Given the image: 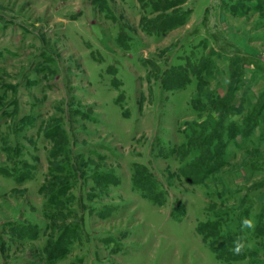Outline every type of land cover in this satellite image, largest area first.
<instances>
[{
	"label": "rangeland",
	"instance_id": "1",
	"mask_svg": "<svg viewBox=\"0 0 264 264\" xmlns=\"http://www.w3.org/2000/svg\"><path fill=\"white\" fill-rule=\"evenodd\" d=\"M228 1L0 0V264H264V21Z\"/></svg>",
	"mask_w": 264,
	"mask_h": 264
},
{
	"label": "trees",
	"instance_id": "2",
	"mask_svg": "<svg viewBox=\"0 0 264 264\" xmlns=\"http://www.w3.org/2000/svg\"><path fill=\"white\" fill-rule=\"evenodd\" d=\"M255 1L257 3H255ZM187 2H188V0H185V4ZM223 7L236 17H239L240 15L245 16L248 14V11L253 9V11H256L259 14H261L262 19L264 20V0H242L240 3H237L236 0H229L227 3L223 4ZM188 11L189 12H187V13L190 15L192 12V9H189ZM187 13L186 12L184 13L183 20L180 17L175 16V14L173 15V17H171L169 19L165 18L166 21H161L158 24V26L155 28V31L163 30L166 33V32H169V31H172V30H175V29H178L180 27L187 25L188 20H189L188 19L189 16ZM147 25H148L147 23H145L143 25L144 32L150 31V29H148ZM227 102H229V101H227ZM221 116H220V118H221ZM230 128H232V130ZM230 128L228 129V139L225 140L224 144H222V139H224L222 134L218 137L214 136L213 133L216 131H210V132L206 133V135L204 137L205 138L204 141H200V139H195L196 144H194V145H195V147H197L199 149L201 155L198 158V160L194 162L196 169L191 172L192 176L191 177L186 176V177H188L190 180H191V178H194L195 180H197L200 176L201 177L202 176L207 177L208 175H211L213 172L218 171L219 169L222 168V163L224 162L223 161L224 148H225V146L227 148L229 141L231 139H233L234 132H233V134H231V131H233V127H230ZM215 129H218V128H215ZM214 140L219 141L220 148H223V151L220 148L212 150V147H213L212 141H214ZM187 151H190V149H187ZM210 151H211V153H210ZM184 169H189V168L186 166V168H184ZM184 174L186 175V173H184ZM65 186L67 187L68 185L65 184ZM234 240H236V239L234 238L231 240L232 243ZM230 248L233 250L234 245L233 246L231 245ZM238 255H241V253ZM234 258H235V256H233V259Z\"/></svg>",
	"mask_w": 264,
	"mask_h": 264
},
{
	"label": "clouds",
	"instance_id": "3",
	"mask_svg": "<svg viewBox=\"0 0 264 264\" xmlns=\"http://www.w3.org/2000/svg\"><path fill=\"white\" fill-rule=\"evenodd\" d=\"M243 226L247 228H254L255 224L254 221L251 219H245L243 221ZM234 248H233V253L234 254H240L241 251L245 248V244L242 242L241 238H238L237 240L233 241Z\"/></svg>",
	"mask_w": 264,
	"mask_h": 264
},
{
	"label": "crops",
	"instance_id": "4",
	"mask_svg": "<svg viewBox=\"0 0 264 264\" xmlns=\"http://www.w3.org/2000/svg\"><path fill=\"white\" fill-rule=\"evenodd\" d=\"M235 18H238V17L235 16ZM263 21H264V20H263ZM254 38H256L257 41H262V39H264V38H261V37H258V38H257V37H254ZM251 40H252V39H251ZM254 41H255V40H253V42H254ZM262 105H264V104H262Z\"/></svg>",
	"mask_w": 264,
	"mask_h": 264
}]
</instances>
